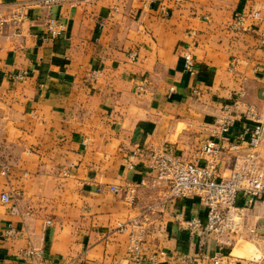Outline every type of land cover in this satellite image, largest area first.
<instances>
[{
    "label": "crops",
    "instance_id": "1",
    "mask_svg": "<svg viewBox=\"0 0 264 264\" xmlns=\"http://www.w3.org/2000/svg\"><path fill=\"white\" fill-rule=\"evenodd\" d=\"M33 1L0 0L4 13L25 5L28 15L21 30L7 24L0 34V264H36L21 257L30 249L53 264H137L134 241L139 264H264V206L247 211L236 236L192 233L176 214L204 219L205 209L166 199L146 156L169 144L191 160L240 91L264 114V0ZM49 18L66 25L63 36L48 38ZM236 127L238 136L246 125ZM238 156L223 151L220 177Z\"/></svg>",
    "mask_w": 264,
    "mask_h": 264
},
{
    "label": "built area",
    "instance_id": "2",
    "mask_svg": "<svg viewBox=\"0 0 264 264\" xmlns=\"http://www.w3.org/2000/svg\"><path fill=\"white\" fill-rule=\"evenodd\" d=\"M77 2L80 0H36L33 3L45 7L60 4L62 2ZM259 14H254L257 17ZM28 22L26 6H17L10 10L9 14L0 9V34L7 24L13 26L17 31ZM244 17L237 18L233 26L236 30L243 28ZM66 25L55 18H49L45 24L48 38H59L63 36ZM138 53L132 52L130 58L137 59ZM185 71L194 72L195 59L190 50L182 53ZM232 63L230 71L235 68ZM26 75H18L19 80L25 79ZM174 89L171 88V92ZM194 94H198L196 90ZM245 92L240 91L232 97V101L223 106L221 112L207 127L209 137L204 141L202 147L195 153L191 160H186L176 153L172 145H164L158 149L147 152L150 168L155 172L154 182L164 186L166 199L177 200L196 198L206 211L204 219L199 216L186 217L182 213L175 216L180 227L190 232H199L203 236L214 235L216 237L236 236L241 228V222L247 211L258 206H264V158L260 154V147L264 144V114L257 107L250 105L244 100ZM241 119L246 127L243 133L235 136L236 123ZM229 137V141L226 140ZM228 147H224V143ZM238 153L235 169L230 176L220 177L218 172V161L223 151ZM145 156L142 151H136L132 157ZM5 174L6 171L3 170ZM110 190L119 193L117 186H110ZM135 188L126 190V198L134 201ZM1 201L9 205L13 197L8 193L1 195ZM150 206L144 211V216L155 210ZM139 225L137 221L134 225ZM48 227L53 225L52 220L46 222ZM122 229V226H121ZM124 229V227H123ZM251 232H254L251 230ZM17 231L8 228L3 237L15 239ZM131 253L135 263L143 260V253L139 241H134ZM22 258H33L36 264H53L44 259L42 251L36 249L25 250L21 253ZM214 264H220L216 259Z\"/></svg>",
    "mask_w": 264,
    "mask_h": 264
},
{
    "label": "rangeland",
    "instance_id": "3",
    "mask_svg": "<svg viewBox=\"0 0 264 264\" xmlns=\"http://www.w3.org/2000/svg\"><path fill=\"white\" fill-rule=\"evenodd\" d=\"M242 249L241 250H245L246 252H252L251 249H253L254 247L252 246V244H248V243H240L239 245Z\"/></svg>",
    "mask_w": 264,
    "mask_h": 264
}]
</instances>
